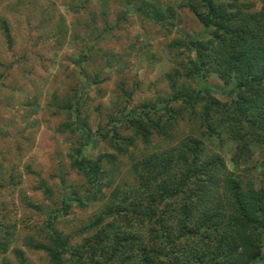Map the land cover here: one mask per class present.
Segmentation results:
<instances>
[{
    "label": "trees",
    "instance_id": "1",
    "mask_svg": "<svg viewBox=\"0 0 264 264\" xmlns=\"http://www.w3.org/2000/svg\"><path fill=\"white\" fill-rule=\"evenodd\" d=\"M33 1H17L10 8L17 12L20 3H29L26 18L30 19V13L40 15L39 31L43 33L47 24L55 23L50 28L52 41V28L58 29V44L67 38L77 41L78 33L74 31L80 28V22L68 28L60 20L62 15L54 22V8L50 12L48 6ZM80 1L62 2L85 11L81 17L84 18L82 30L89 34L96 33L97 16L101 17L105 32L133 12L143 21L159 25L160 34L165 36L179 22L176 8L166 0H122L126 8L118 13L114 25L106 22L108 1L99 0L98 15H93L88 5ZM229 3L181 0L172 4L186 6L207 36L173 38L159 43L156 51L147 50V44L141 49L140 57H146L152 66L161 69L165 62L160 51L165 49L169 53L175 65L163 69L161 76L170 87L167 94L155 98L138 96V105H129L135 89L144 92L146 84L138 82L129 89L120 86L115 108L104 112L93 124L87 107L93 91L83 96L77 84L71 87L69 95L64 91L58 93V84L52 90L48 105L50 109L65 112L62 131L70 132L74 138L66 156L70 167L76 169L83 191L80 193L72 188L73 184H67L66 168L59 162L60 209L53 208L47 213V242L29 243L34 249L45 251L50 264H68V252L74 258L71 264H264V180L254 182L251 177L244 178L234 171H223L224 177L218 174V167L224 161L220 150L229 142L234 144L231 157L234 167L253 158L257 154L255 149L264 148V6L256 9L251 0ZM0 27L9 52H13L7 19L1 18ZM88 47L93 49L87 44L80 49L84 53L90 50ZM181 47L191 54L186 62H181L184 56ZM84 55L82 62H71L72 78L76 82L83 79L99 84L96 76H91L93 63L89 52ZM33 57L37 59L40 55ZM67 57V62L74 61ZM2 60L0 54V83L8 86L3 79L12 76V69ZM15 60L26 65L29 51L16 54ZM28 70L32 71V67ZM210 77H216L219 86L209 85ZM10 88L9 98L16 93L14 83ZM92 128L98 138L94 145L85 140ZM161 142L169 147L162 148ZM124 159L131 163V170L137 176L135 182L119 181L113 188V201L109 202L107 197L88 223L95 229L93 235L82 238L83 245L69 243V236L55 228V218L67 214L72 203L81 208L91 206L97 191L113 184L118 175L115 171L118 167L114 165ZM256 165L255 161L251 171ZM210 169L212 173L208 174ZM219 181L225 184L223 193L216 188ZM20 183V179L11 178L10 186L17 188ZM35 188L53 199L52 188L46 182L40 181ZM18 192L26 206L40 209L22 189ZM119 213L122 221H108L107 217H119ZM2 222L3 219L0 252H6L8 244L2 239L1 231L7 237L14 236ZM125 223L133 224V228L121 229ZM14 251L20 263L25 264L24 252L19 248ZM1 264L9 262L3 259Z\"/></svg>",
    "mask_w": 264,
    "mask_h": 264
},
{
    "label": "rangeland",
    "instance_id": "2",
    "mask_svg": "<svg viewBox=\"0 0 264 264\" xmlns=\"http://www.w3.org/2000/svg\"><path fill=\"white\" fill-rule=\"evenodd\" d=\"M17 1L22 0H0V20L1 18L7 19L13 38V52H9L3 30L0 27L1 58L5 65L12 69L10 72L12 76L3 79L8 86L0 83V221L3 219L4 222L2 223L8 225L11 236H14V238L7 237L1 231V237L4 236L2 239L8 244V250L0 252V264L3 259L7 260L9 264H21L14 251L16 248L24 252L25 264H50L46 252L34 249L29 243L47 242V213L55 210V208L60 209L58 202L61 187L58 179L59 162L66 168L67 184H73L72 188H76L80 193L83 191L79 185L76 169L70 167V160L66 156L67 147L71 145L74 138L70 132L62 131V124L66 119L65 112L55 110L53 107L50 109L48 105L52 90H56L59 86L58 93L64 91L69 95L72 93L71 87L77 84L78 90L83 93V96L88 91H93V98L89 104L87 103V107L91 111L89 121L96 124L104 112L107 113L113 107L115 108L120 86L129 89L138 82L146 84L144 92L138 88L135 89L129 105L130 103L131 105H138V96L155 98L158 94L164 95L170 90L166 80L162 79L161 76L163 69H170L175 65L174 62L170 59L169 53L163 49L160 51L165 62L163 69L156 65L152 66L146 57H140L141 49L145 44L148 45L147 50L156 51L161 42H168L173 38H203L207 34L196 16L186 6L176 7L172 5L180 3L181 0H166L176 8L174 11L179 19L171 33L166 36L160 34L162 28L159 25L143 21L138 13H129L126 19L121 18L116 23L118 13L126 8L122 0H106L109 2L108 14L105 17L106 22L108 25H114V23L117 25L105 32L102 19L97 16L94 20L96 23L95 34L92 32L89 34L88 31L82 30L84 22L81 21L84 18L81 19V17L85 13L82 8L64 4L62 2L64 0H34L33 2L38 1L42 5L48 6L50 12H52V7L54 8L55 12L53 11L52 17L54 22L59 21L60 15H62L60 20L68 28H72L80 22V28L74 31L78 33L77 41H72L69 37L70 39L67 38L65 44H58L56 41L58 29L52 28L54 30L53 41L50 38V28L55 23L47 24V28H44L42 33L38 29L40 15L30 13V19L26 18L29 3H20L17 12L11 10L10 5ZM82 1L88 5V9L93 15L100 13L98 10V6L100 7L99 0ZM220 1L229 3L232 0ZM251 1L256 9L264 6V0ZM229 5L231 9H234V6L230 3ZM128 10L131 11V9ZM70 33H72L71 30ZM86 44L92 45L93 49L88 47L90 50L87 49L83 53L80 48L81 45L85 46ZM180 50L184 51L181 62L188 61V56L190 57L191 54L188 55L184 47H181ZM25 51H29L30 60L22 66L15 59L16 54ZM88 52L93 63L91 76H96L100 82L96 85L83 79L76 82V79L72 78L74 65L71 62L75 64L82 62L84 54ZM33 54L40 55V58L35 59ZM67 56L72 57L74 61L67 62ZM29 67H32V71L28 70ZM13 78L16 79V82L13 81ZM158 78H161L162 81L156 84L155 81ZM188 81L190 84H194L191 78H188ZM13 83L16 87V93L9 98L10 84ZM219 83L216 77H210L208 81L209 85L215 87L219 86ZM97 89H101V91L96 92ZM216 95L220 97L219 94ZM63 96V94L58 95V98ZM96 105L99 107L98 110H96ZM97 139L93 128L85 136V140L92 145ZM161 147L167 148L169 144L161 142ZM255 150L260 158H257L256 154L250 160L241 161V165L234 167L233 162H231V157L235 151L234 144L229 142L223 150H220L224 161L218 167L220 169L218 174L224 177L223 171H234L236 175H241L244 178L245 176L251 177L254 182L263 181L264 148L259 147ZM255 161L257 165L251 171ZM114 166L118 167L115 170L118 174L117 177L110 187H103L101 195V189L97 191L94 204L92 202L91 206L81 208L72 203L67 214H58L59 216L55 218V228L63 235L69 236V243L83 245L82 238H90L93 235L95 229L91 228L88 223L107 197H109V202L110 200L113 201V188L119 181L125 179L129 182H135L137 176L132 172L129 160L124 159ZM210 173H212L211 169L208 171V174ZM11 178L21 180L17 188H11ZM40 181L46 182L52 188L53 199L47 198L42 189L35 188ZM224 185L220 181L216 183L219 193L224 192ZM227 188L226 186L225 189ZM18 189H22L35 205H39L40 209L26 206L19 196ZM119 191L121 192V190ZM70 192L71 189H68L67 193ZM118 215L119 217L109 216L107 219L108 221L112 219L122 221L120 213ZM122 225H124L121 228L123 230L133 228V224L125 223ZM174 237L176 238L175 235ZM66 257L68 264L74 261L69 252Z\"/></svg>",
    "mask_w": 264,
    "mask_h": 264
}]
</instances>
